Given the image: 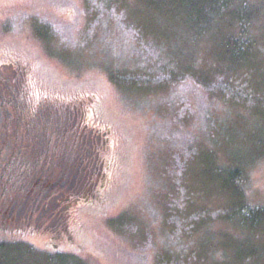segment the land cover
<instances>
[{
  "label": "rangeland",
  "instance_id": "374dc122",
  "mask_svg": "<svg viewBox=\"0 0 264 264\" xmlns=\"http://www.w3.org/2000/svg\"><path fill=\"white\" fill-rule=\"evenodd\" d=\"M222 1L0 0V57L108 130L73 240L0 229V264H264V0Z\"/></svg>",
  "mask_w": 264,
  "mask_h": 264
},
{
  "label": "flooded vegetation",
  "instance_id": "af4514ba",
  "mask_svg": "<svg viewBox=\"0 0 264 264\" xmlns=\"http://www.w3.org/2000/svg\"><path fill=\"white\" fill-rule=\"evenodd\" d=\"M33 70L29 59L0 57V229L56 247L73 240V210L100 200L108 130L93 126V98L42 94Z\"/></svg>",
  "mask_w": 264,
  "mask_h": 264
},
{
  "label": "trees",
  "instance_id": "16d2710c",
  "mask_svg": "<svg viewBox=\"0 0 264 264\" xmlns=\"http://www.w3.org/2000/svg\"><path fill=\"white\" fill-rule=\"evenodd\" d=\"M214 1H215V2H219V1L221 2V0H214ZM223 1H224V0H223ZM223 1H222V2H223ZM105 132H106V131H105ZM107 134H108V131H107ZM106 137H107V136H106ZM105 139H106V138H105ZM87 197L90 198V197H92V196L88 194Z\"/></svg>",
  "mask_w": 264,
  "mask_h": 264
}]
</instances>
